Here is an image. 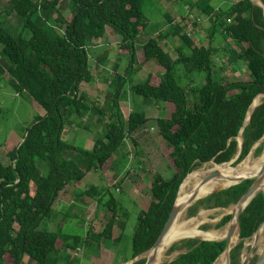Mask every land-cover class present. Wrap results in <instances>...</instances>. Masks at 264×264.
Wrapping results in <instances>:
<instances>
[{
    "label": "trees",
    "instance_id": "obj_1",
    "mask_svg": "<svg viewBox=\"0 0 264 264\" xmlns=\"http://www.w3.org/2000/svg\"><path fill=\"white\" fill-rule=\"evenodd\" d=\"M4 1L7 5L0 12V46L9 62L6 82L20 96L27 95L36 101L44 115L36 117L26 129L25 141L16 150L12 164L6 166L0 161V264H23L25 257L35 264H77L81 260L76 257L78 251L85 259L114 264L116 253L105 249L102 243L113 239L122 204L112 189H121L124 180L117 181L113 188L91 186L76 194L75 201L88 196L99 209L111 212L102 231L89 229L81 237L64 235L61 226L52 233L42 229L41 224L45 219L52 221L58 214L62 215V223L79 219L73 211L75 204L68 213L59 211L62 193L70 185L83 182L92 172L114 170L118 152L128 139L139 145L133 134L145 129L149 118L145 112L137 111L125 117L121 102L128 93L162 103L168 113L157 119V126L171 150L167 157L174 174L170 179L158 172L149 174L153 199L138 214L132 254L126 262L149 252L165 227L186 176L210 162L228 163L240 151L238 138L250 107L256 97L264 95V9L252 0H238L225 7L215 4L219 0H195L194 6L211 21L207 42L198 45L184 32L182 24L175 23L167 14L169 28L142 43L140 37L147 34L151 23L144 14V5L152 0H68L70 17L60 10L64 0ZM11 15L23 21L20 32L9 24ZM107 34L120 39V51L129 53L130 62L124 69L114 65L111 71L114 89L105 96V104L110 107L108 122L93 148L85 150L67 143L63 137L67 122L73 125L75 119L86 115H105V109L82 92L81 87L95 80L89 47ZM170 37L178 41L176 58L162 46ZM219 38L232 41L240 54L231 60L221 80L215 77L214 69V57L219 52L214 42ZM109 53L106 50L98 62L104 65ZM236 59L246 62L244 79L235 74ZM138 63H155L163 73L157 76L149 73L144 81H136ZM180 66L185 74H204V84L185 85L178 71ZM2 112L0 106V116ZM263 136L264 101L244 127L242 150L236 163L226 167L221 175L232 173ZM263 147L261 144L255 152L262 153ZM71 151L83 159L81 167L64 158L63 154ZM254 177L257 176L248 178ZM248 178L199 200L188 209V217L196 216L201 208L211 210L237 204L254 183ZM231 218L225 216L216 227L226 225ZM263 223L264 192H260L240 217V242L230 252V264H241L245 241ZM263 228L264 225L260 230ZM234 236L235 233L232 239ZM226 244V240L183 239L170 247L169 254L181 253L167 264H214ZM68 250L74 254L65 256ZM146 261L139 259L133 264Z\"/></svg>",
    "mask_w": 264,
    "mask_h": 264
},
{
    "label": "rangeland",
    "instance_id": "obj_2",
    "mask_svg": "<svg viewBox=\"0 0 264 264\" xmlns=\"http://www.w3.org/2000/svg\"><path fill=\"white\" fill-rule=\"evenodd\" d=\"M236 1L238 0H219L215 4L225 7V4ZM194 2L195 0H152L146 2L144 5V14L151 23L148 27L147 34L140 37L141 42L144 43L148 37L153 35L156 36L159 32H164L169 28L165 17V14H167L175 23L182 24L184 32L188 34L196 44L200 45L206 43L209 29L211 28V21L194 6ZM6 5L4 0H0V12L6 9ZM60 10L65 16H71L68 0H64L61 3ZM8 20L15 31L20 32L22 30L23 21L19 17L11 15ZM119 40L118 37L115 38L112 34H107L100 42L89 47V63L95 80L91 83L83 84L81 88L82 92L92 101L99 105L100 108L105 109V115L90 114L86 115L84 118L75 119V124L73 125L69 122L66 123V131L63 139L77 148L91 150L99 133L108 122V110L110 107L105 104V96L107 92L114 89L111 85V71L114 65H118L121 69H124L130 62L129 53H122L120 51L118 44ZM162 46L173 58L177 57L175 49L178 46V41L176 38L170 37L164 40ZM214 47H217L219 50L218 54L214 57L215 77L221 80L224 78V70L231 60L239 57L240 54L237 52L232 41L225 42L222 38L214 42ZM106 50L110 52L109 57L104 65H102L97 59ZM139 54L140 57H142V54ZM236 60L237 63L234 67L235 74L238 78L244 79L247 77L246 62L244 59ZM8 67L9 62L3 56L0 46V79L3 78L0 80V106L3 111L0 116V161L6 166L12 164V158L16 154L18 144L24 139L26 129L33 123L36 117L44 115L43 109L36 101L27 95L20 96L15 92L13 87L6 82ZM135 69H138L134 77L136 81H144L149 73L156 76L163 73V69L155 63H145L143 65H139L138 63L135 64ZM178 71L179 74L183 76L185 85L194 83L201 86L205 82L204 74H185L182 66L179 67ZM263 101L264 96H261V103H263ZM121 108L125 117H128L132 111H137L145 112L146 116L149 118L147 127L133 134L139 145L135 146L134 143L128 139L125 142V146L118 152L114 170H109L107 173L92 172L87 175L83 182L70 185L68 190L62 193V197H60L59 200V211L63 214L68 213V211H70L69 207L75 204L73 211L80 216L79 219L74 218L62 223V215L58 214L52 221L45 219L41 224L42 229L52 233L57 232L61 226V232L64 235H78L81 237H85L89 229L95 232L102 231L107 221L112 216L111 212L99 209L96 201L88 196H83L78 201H75L76 194L82 193V191L89 189L91 186L112 187L117 181L119 183V181L124 180L121 189L112 187V192L116 200L122 204V211H120L119 219L114 226L113 239L109 241L103 240V244L105 245L104 248L111 251V253H116L114 264H126L129 262L126 261L131 257L133 234L137 225L138 214L140 211L146 210L153 199L150 190L152 177L149 174L151 172H158L166 179H170L174 174L172 165L167 157L171 150L159 135L157 126V119L165 117L168 114L164 109V104L155 103L153 99L143 98L128 93L127 98L121 102ZM261 144L264 146V140L256 144L252 150L253 153L251 152L250 154H253L255 157H260L264 152V147L260 154L255 151ZM63 156L66 159L72 160L80 167L83 164V159L77 152H65ZM210 163L204 164L201 168L206 167ZM235 163L236 161L232 164L234 165ZM226 175L228 174H223L221 177ZM114 177H116L117 180H114ZM121 190H123V193ZM232 206L234 205L230 207ZM203 210H215V212L201 227L211 226L208 230H221L230 223L220 228L216 227L225 216L231 215L230 213L224 212L223 208L211 210L201 208L198 214ZM123 211L129 214V220L126 219L127 214L123 213ZM187 218L189 219L188 214ZM201 227L199 231L205 234L207 230H202ZM219 233L211 236L206 235V237L216 236ZM254 236L252 237L253 239ZM252 238L245 241L241 262L250 254L252 248L250 242L253 240ZM239 242L240 239L236 245H238ZM168 251L163 264L171 262L181 253L174 252L169 254ZM148 253L144 254L140 259L145 258L147 260ZM72 254H74V252L68 250L64 255ZM76 257L81 259L77 264H104L103 260L99 262L97 260L83 258L81 251L77 252ZM257 260L258 257L253 256L248 264H255ZM23 264L35 263L31 258L25 257Z\"/></svg>",
    "mask_w": 264,
    "mask_h": 264
},
{
    "label": "bare ground",
    "instance_id": "obj_3",
    "mask_svg": "<svg viewBox=\"0 0 264 264\" xmlns=\"http://www.w3.org/2000/svg\"><path fill=\"white\" fill-rule=\"evenodd\" d=\"M254 1L257 2L256 0ZM260 104H261V96H258L254 100L251 110L259 106ZM263 164H264V152L260 157H255L253 154H250L242 163H240L234 169L232 173L226 176L216 178L215 180L211 181L205 189L206 191L205 195L207 194L209 195L210 193L219 189H226L234 185L241 179H246L250 176H259V172ZM230 165L232 164L228 163V164L217 165L214 162H212L206 167L195 170L186 178V180L183 182L181 186L178 197V203L182 207L180 216L178 217L177 221L170 229V231L165 235V237L159 243V245L147 254V258L153 259L151 264H163V261L167 256L166 254L169 247L177 241H180L184 238L218 239L227 236L230 227L236 226L237 224L236 219L239 210L244 208L248 204L250 199L246 200L244 203H241L238 206L234 205L230 208H223L224 212L230 213L232 216L230 223L227 224L226 227L221 230H216V229L207 230L205 234L201 233L199 231V228L205 222L208 221L209 217L215 212V210L214 211L203 210L197 216L188 219L187 218L188 209L186 208V202L189 200L194 189L196 188V186L200 184L203 178L207 177L209 174H212L213 172H223L225 168ZM228 178L232 180H227ZM260 192H264V179L260 188ZM217 233L219 234L216 236L206 237V235L211 236ZM238 240H239V232L236 231L234 238L233 239L231 238L230 247L235 246ZM250 245L254 247L252 258L253 256H257L259 259V263L257 264H262V262L264 261V228L259 230V232L254 236V239L250 242ZM226 259L227 256L225 254H222L214 264H225Z\"/></svg>",
    "mask_w": 264,
    "mask_h": 264
},
{
    "label": "water",
    "instance_id": "obj_4",
    "mask_svg": "<svg viewBox=\"0 0 264 264\" xmlns=\"http://www.w3.org/2000/svg\"><path fill=\"white\" fill-rule=\"evenodd\" d=\"M255 4H257V5H259L260 7H262L263 9H264V4H263V2L261 1V0H256L257 2H255L254 0H252ZM259 96H264V95H259ZM257 98V97H256ZM255 98V99H256ZM254 99V100H255ZM254 102V101H253ZM262 104V103H261ZM260 104V105H261ZM252 105H253V103H252ZM252 105H251V107H252ZM251 107H250V110H249V113H248V116H247V119H246V121H245V124H244V127L245 126H247L248 125V123L250 122V117H251V115H252V113H253V111L258 107H256V108H254L253 110H251ZM244 127H243V129H242V131L240 132V135H239V143H240V151H239V153L236 155V157L233 159V160H231L230 162H228L229 164H232V163H234L237 159H238V157H239V155H240V153H241V150H242V143H243V139H242V133H243V130H244ZM263 138H264V136H263ZM263 138L257 143V144H259L262 140H263ZM25 141V138L24 139H22L21 141H20V143L18 144V146H17V149L21 146V144L23 143ZM252 152V151H251ZM250 155V154H249ZM248 155V156H249ZM19 158V155L17 156V159ZM245 160V159H244ZM243 160V161H244ZM242 161V162H243ZM241 162V163H242ZM215 163V162H214ZM228 163H224V164H228ZM216 164V163H215ZM217 165H222V164H217ZM194 172V171H193ZM192 172V173H193ZM191 174V173H190ZM190 174H188L187 176H186V178L190 175ZM219 177H221V173L220 172H213L212 174H209L207 177H205V178H203L202 179V181L200 182V184L198 185V186H196V188L194 189V191H193V193L191 194V197L189 198V200L186 202V208L187 209H189L190 207H192L193 205H195L199 200H202V199H204V198H207V197H209V196H211V195H213V194H215V193H217V192H219V191H221V190H219V191H214V192H212V193H210L209 195L207 194V195H205V189H206V187L208 186V184L211 182V181H213V180H215L216 178H219ZM186 178L184 179V181L186 180ZM248 179H253L254 180V183L252 184V186L248 189V191L241 197V199L238 201V203L237 204H235V205H240L241 203H244L246 200H248V199H250V201L248 202V204L244 207V208H242V209H240L239 210V213H238V215H237V219H236V226H232V227H230V229H229V232H228V235H227V237L225 238V239H200V240H210V241H222V240H226V248H225V251H224V253L223 254H225L226 256H227V260H228V264H230V261H231V257H230V252H231V250L235 247V246H232V247H230V241H231V238H232V236H233V234L236 232V231H238L239 232V239H240V217H241V215H242V213H243V211L246 209V207L249 205V203L260 193V188H261V185H262V183H263V179H264V164L262 165V167H261V170H260V172H259V176H257V177H254V178H248ZM227 180H232V179H230V178H228ZM244 180H246V179H241L240 181H238L237 183H235L234 185H237V184H239V183H242ZM183 181V182H184ZM183 182H182V184H183ZM182 184H181V186H182ZM234 185H232V186H234ZM181 186H180V189H181ZM231 187V186H230ZM230 187H228V188H230ZM228 188H226V189H228ZM180 189H179V192H180ZM223 190H225V189H223ZM179 192H178V196H177V199H176V202H175V205L173 206V208H172V211H171V213H170V216H169V218H168V220H167V222H166V224H165V227H164V229H163V231H162V233H161V235L159 236V238H158V240L156 241V243H155V245H154V247L150 250V251H152L153 249H155L158 245H159V243L162 241V239L165 237V235L170 231V229L173 227V225L175 224V222L177 221V219H178V217L180 216V213H181V211H182V207H181V205L178 203V197H179ZM264 225V223L259 227V229L256 231V233L254 234V235H256L258 232H259V230H260V228L262 227ZM253 235V236H254ZM174 244V243H173ZM149 251V252H150ZM253 251H254V247H252L251 248V251H250V254L244 259V260H242V262H241V264H248L250 261H251V258H252V253H253ZM148 253V252H147ZM146 254V253H145ZM142 256H144V254L143 255H140L139 257H137V258H135V259H133V260H131V261H129L128 262V264H133L135 261H137V260H139ZM152 261H153V259L152 258H147V261H146V263L145 264H151L152 263ZM257 263H259V259L256 261V263L255 264H257ZM262 264H264V261L262 262Z\"/></svg>",
    "mask_w": 264,
    "mask_h": 264
},
{
    "label": "crops",
    "instance_id": "obj_5",
    "mask_svg": "<svg viewBox=\"0 0 264 264\" xmlns=\"http://www.w3.org/2000/svg\"><path fill=\"white\" fill-rule=\"evenodd\" d=\"M115 38H116V37H115ZM161 74H162V73H161ZM67 190H68V189H67ZM67 190H66V191H67ZM82 192H84V191H82ZM60 197H62V195H61ZM59 202H60V201H59ZM102 246L105 247V245H104L103 243H102Z\"/></svg>",
    "mask_w": 264,
    "mask_h": 264
}]
</instances>
